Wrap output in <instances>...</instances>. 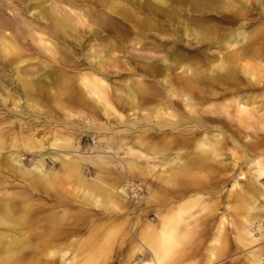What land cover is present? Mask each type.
<instances>
[{
	"label": "bare ground",
	"instance_id": "bare-ground-1",
	"mask_svg": "<svg viewBox=\"0 0 264 264\" xmlns=\"http://www.w3.org/2000/svg\"><path fill=\"white\" fill-rule=\"evenodd\" d=\"M46 1H0V70L6 64L4 59L12 53L21 54L33 48L27 37L36 42L37 52L53 58L58 55V59L69 62L76 60L77 45L81 48L77 58L81 57L77 60V67L82 66L79 71H90L80 72L79 83L98 102L103 116L123 126L107 120L95 126V132L108 136L93 138L95 145L90 154L80 152L78 140L55 134L45 141L29 138L0 154V172H10L14 179L31 187L28 180L43 181L50 191L66 196L58 190L52 167H46L45 160L60 162L80 191L81 208L92 207L102 213L99 220L96 213H80V209L77 215L63 213L32 228L25 224L22 215L14 214V197L0 193V264H25L23 259L30 249L34 264H165L171 258L188 260L197 251L185 250L198 208H205L203 193L213 180L211 176L227 168L232 172L222 182L232 179L230 191H239V208L234 204L233 209L243 219L239 222L240 235L247 245L254 243L257 237L250 227L255 226L264 237V194L262 202L256 204L254 196L259 192L252 184L240 183L246 174L249 181L264 179V0H222L217 7L224 10L217 12L218 20L226 24L227 32L219 41H205L204 48L203 30L188 28L187 18L179 14L173 27L175 33L180 40L193 34L195 44H200L189 52L176 47L177 39L160 36L157 43L145 40L142 13H149V9L143 10V3L159 6L161 13L171 18L165 6L167 0H52L50 4ZM95 2L92 8L90 5ZM252 2L255 8L250 7ZM175 10L180 12L184 8L179 6ZM112 13L129 21L126 28L135 37L130 40L118 36L119 45L105 41L101 33L105 25L118 35L119 20L111 19ZM125 33L126 29L122 36ZM84 37L86 42H82ZM97 41H104L101 50L96 49ZM141 41L142 45L164 53L160 59L142 56L145 60L138 65L149 79L115 81L106 73L107 67H117L125 55L113 57V53L124 54L128 45ZM86 47L88 52L83 53ZM210 49H214V59L203 68L201 56ZM26 63L27 60H19L10 64L12 76L8 80L12 85L17 83L18 89L10 91L14 86L9 83L8 95L3 93L14 103L11 115L24 112L36 119L41 110L25 101L32 86L39 91L49 89L51 65L37 58L39 67L50 69L39 77H22ZM119 83L125 86L123 90L114 88ZM4 86L0 77V88L3 90ZM51 88L55 90L49 89V95L62 99L60 91L55 86ZM82 92L77 93V106L88 110L95 125L97 107ZM3 93L0 92V102L5 104L7 98ZM20 104L22 109H18ZM143 104L147 106L142 108ZM139 112H145L144 116L139 117ZM125 121L128 123L124 124ZM141 125L145 127L144 133H134ZM121 149L122 156L118 152ZM226 152L228 159L224 158ZM25 153L33 158L30 167L22 162ZM243 163L248 166L247 172H236ZM222 217L214 232L215 242L220 239ZM69 220L75 222L67 223ZM114 222L117 224L111 227ZM101 223L102 227L98 226ZM126 235L135 242L123 253ZM31 236L36 240H31ZM178 246L182 247L181 255ZM221 250L222 246L209 247L207 261L221 254ZM262 254L260 248L248 251V263L264 264Z\"/></svg>",
	"mask_w": 264,
	"mask_h": 264
},
{
	"label": "rangeland",
	"instance_id": "rangeland-1",
	"mask_svg": "<svg viewBox=\"0 0 264 264\" xmlns=\"http://www.w3.org/2000/svg\"><path fill=\"white\" fill-rule=\"evenodd\" d=\"M51 1L52 0H47L46 3L50 4ZM221 1L222 0H167V4L165 6L169 10L171 18L165 17L161 13L159 6L148 7L142 2V9H146L145 7L149 9V13L146 11L142 13L144 17L142 18L143 21L141 25L143 26V33H145V40L157 43L159 41L158 39L162 38L160 36H166L167 39H177L178 43L176 47L182 52H189L195 48L194 46H199L200 44H195L197 39L194 38L193 34H189L188 37L180 40L181 38L179 37V34L175 33L173 30L174 23L177 21V16L179 14L187 18L186 20L189 24L188 28L193 30H203V48L207 46V44L204 43L205 41L208 42L210 39H217L218 41L221 40L223 34L227 32L224 29L226 24L218 20L219 14L217 12H222L224 10L217 7ZM96 3L97 2L91 4L90 6L94 8L93 6ZM152 3L149 2V5H154ZM134 5L138 4L134 3ZM179 6H183L184 11L177 12L175 9ZM250 7L255 8L256 4L252 2ZM83 8L86 9V7ZM252 12L255 11L252 10ZM110 15L111 19L114 18L119 20V24L117 25L118 35L112 32L111 26L105 25V30L101 32L105 37V41H111L113 44L119 45L120 38L118 36L121 38H128L130 40L131 38L135 37L131 30L126 28V25H130L129 21L121 20L119 16L113 13ZM95 27L96 23H93L92 28ZM124 29H126V33L125 36H122ZM86 30L89 29L86 28ZM98 31H100V28ZM27 38L33 45V48L30 49V51H23L21 54L12 53V56L4 59L6 64L0 70V77L2 83H4L5 86L3 87V90L0 88V92H7V95L9 93L7 90L12 85L8 80V78L12 76L9 68L10 64L15 61L27 60V63L23 66L21 71L20 76L22 77H39L45 74V70L48 71L50 67L47 69L39 67L36 64V59L40 58L51 65V69L49 71L50 73L48 75V81L50 84L47 86V88L55 90L51 88L55 86L57 90L60 91L62 99L57 100L55 96L51 97L48 92L49 89H43L44 91H39L37 86H32L30 89V97L25 102H27L29 106L38 107L41 110V114L35 119L33 116L27 117L26 113L24 112H22L23 114L11 115L10 111L12 110L14 103L11 99H8V96L5 93H3V95L7 98V101L5 104L0 102V154L7 150L14 149L16 146L20 145L23 141L29 138L45 141L51 138V136L54 134L57 136L69 135L72 139L79 141L80 152L88 154L93 153L92 148L95 143L92 142V139L95 138V140H97L99 138H107L108 136H105L100 131L95 132V126L104 124L106 120L113 125H123L116 124L114 119L111 117L106 118L103 116L102 112H100L98 109L100 108L98 102L94 97L88 95L84 88H82V85L79 83L78 77L80 72H90L87 70L79 71L82 66L77 67V60H81V57L77 59L81 54V48L77 45L75 46L76 60L75 62H69L58 59V55L53 58L51 55L45 52H37L38 46L36 42L31 41L29 37ZM82 42H86V37L83 38ZM141 43L142 41L135 46L128 45L126 48L127 52L124 54L117 52L113 53V57L116 55L125 56L119 60L117 63L119 65H117V67H107L106 73L118 82L129 81L130 79L137 81L145 80L147 82L149 78H146V74L143 71L144 68H139L138 65L140 62L145 60L142 58V56H154L160 59L163 57L164 53L150 49L147 45H142ZM103 45L104 41H97L96 49L101 50ZM86 52H88V47L83 49V53ZM213 52L214 49L204 51L203 56H201L202 61H200L201 63L204 62L203 68L207 67L205 64L206 62L208 63V61L214 59L215 54ZM196 59L197 58L194 57L193 62H196ZM191 60L186 61L190 62ZM82 62L83 65H86L85 61ZM0 65H3L1 60ZM134 65L137 66V69L134 68ZM130 70H134L135 74H132ZM178 71L179 70L176 72ZM12 86L14 87H12L10 91L14 92L18 89L17 83ZM124 87L125 86L123 84L120 85V83L114 86V88L118 90H123ZM80 92L83 93L85 99L89 101V103L97 107L99 115L94 117L95 125L88 115V110L85 107L77 106V93ZM16 93L19 94L21 92L17 91ZM71 95H74V98L76 99L70 98ZM145 106H147V104H143L142 108H145ZM21 107L22 106L20 104L18 109L23 108ZM67 111H70L72 114L66 115ZM145 112H139L138 116H144ZM123 114H125L124 111ZM127 123L128 121L124 122V124ZM143 124L145 126V123L142 122V125ZM23 125L25 127H23ZM141 126L136 127L134 133H144L146 126ZM122 133L128 135V132ZM118 152L119 155H123V149L118 150ZM228 155L229 152H226L224 158L228 159ZM24 157L25 158L22 161L24 166L30 167L33 161L32 156L25 153ZM45 162L46 167H52V179L57 182L58 190L64 191L63 193L66 196H59V194L50 191L43 181L32 183L30 180H28L32 185L31 187L29 183L24 185V183L18 179H14L10 175V172L1 171L0 193H4L3 196L8 193L10 196L14 197L16 201L14 214L16 216L22 215L23 219H25V224L31 226L32 228L36 227L37 225H45L53 217L60 216L63 213L73 216L77 215L80 209V213H84L85 211L94 213V215L96 213L95 217L100 220L102 217L100 210H94L92 207H88L85 210L81 208L83 199L80 196V191L77 190L76 184L74 183V180L71 179L70 173L62 170V164L60 162L52 163L49 159L45 160ZM247 168L248 166L243 163L236 172L246 173ZM231 172L232 171L227 168L221 169L216 175L213 174V176H211V179L213 180L209 184V187L207 188L208 190L203 193L202 205L205 208L202 210V206L198 208L199 212L196 215L197 221L194 222L195 226L193 232L189 239H187L186 248H188V250H185L188 253L190 250L197 249L196 254L192 258L184 261H172L173 258H171L165 261V264H250L247 261V252L254 249L256 250L258 248H260L263 252L261 259L264 261V237H262L257 227H250V232L255 237H257V240L254 243L247 245V241L243 239L242 234L240 235L241 225H239V222H241L243 219L241 218V215H235L233 209L234 204L235 207L237 206V208H239V204L236 203L239 191L237 189L230 191L232 179L222 182L223 179L227 177V174ZM219 176H223L222 179H218ZM245 176L246 177L244 179L240 180V183L242 185L252 184L253 189L259 192L258 196H254L256 204L262 202L261 196L264 194V179H254L253 181H249L250 176L247 174ZM34 184H37V188ZM227 205H230L228 209H226ZM221 216H223V224L221 225L222 230L220 239L219 241L215 242L213 238L214 232ZM99 220L96 222V225L99 223ZM72 222L74 223L75 221L69 220L67 223ZM117 222H114L111 227H113L114 224H117ZM120 223H122L121 219ZM98 226L102 227V223ZM111 227L107 229H111ZM85 235H87V233H85ZM129 237V235H126L127 243L125 242L123 244V253H126L129 245L135 242V240L129 241ZM30 239L33 241L36 240L33 236H31ZM214 245L222 246V252L221 254H217L212 261H207L208 248ZM177 251L181 255L182 247L178 246ZM32 253V249L26 252V257L23 259V263L26 264L27 261H29L30 264H34V262H31V260L34 258L31 256ZM82 255L84 254H81L80 256ZM80 256L77 260H79Z\"/></svg>",
	"mask_w": 264,
	"mask_h": 264
}]
</instances>
